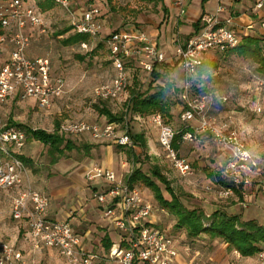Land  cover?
Returning <instances> with one entry per match:
<instances>
[{
	"label": "built area",
	"instance_id": "built-area-1",
	"mask_svg": "<svg viewBox=\"0 0 264 264\" xmlns=\"http://www.w3.org/2000/svg\"><path fill=\"white\" fill-rule=\"evenodd\" d=\"M52 1L66 12L74 33L86 34L92 40L103 35L105 15L95 0ZM187 4L188 0H172L178 18L187 13ZM252 4L240 15L233 5L220 3L214 13L200 17L199 31L183 41L177 23L174 27L177 49L173 57H168L144 29L125 26L110 31L102 38L109 51L114 75L111 81L102 82L94 90V101L115 100L131 85L134 68L151 74L160 64L178 63L184 74L185 105L181 116L187 127L179 143L200 142L208 137L223 151L225 159L220 175L229 185L215 183L207 188H214L218 196L225 199L235 195L237 190L247 196L249 188H256L264 195V157L255 155L237 130L217 123L218 119L210 112L212 96L208 93L191 94V79L198 73L209 51L232 49L239 44L242 35L264 36V0H252ZM225 11L228 16L222 18ZM240 16L244 22L239 21ZM254 18L259 26H254ZM48 29L45 14L35 0H0V42L10 47L8 59L0 63V103L18 97L33 100L41 109L49 110L64 94L66 80L52 76L50 58L26 54L32 42L31 32L42 35ZM80 47L89 49V42H80ZM261 85L264 87V81ZM253 111L264 117V105L256 104ZM148 118L159 130L160 144L173 167L182 176H194L196 171L192 162L173 146L179 129L166 122L161 113H152ZM60 132L75 137L88 133L96 140L133 146L128 128L116 122L99 124L67 120L61 124ZM27 135L21 126H0V188L15 191L12 217L26 220L27 237L36 248H56L68 264H101L99 255L86 250L68 221L50 217V198L46 193L30 186L22 187L25 166L19 154ZM85 177L92 183L98 180L108 182L107 189L98 194L97 199L106 208L104 215L113 217L115 226L124 234L122 242L111 247V259L117 264H178L175 238L148 222L155 206L137 185L118 179L114 170L100 165L90 167ZM233 252L237 258L243 257L238 250ZM258 259L264 264V249L258 253ZM16 261H23L22 253L0 236V264H15Z\"/></svg>",
	"mask_w": 264,
	"mask_h": 264
},
{
	"label": "rangeland",
	"instance_id": "rangeland-1",
	"mask_svg": "<svg viewBox=\"0 0 264 264\" xmlns=\"http://www.w3.org/2000/svg\"><path fill=\"white\" fill-rule=\"evenodd\" d=\"M95 3L102 9L104 15H108V22L112 21V24L105 22L102 36L125 26L139 27L150 35L151 28L165 23L169 14L162 2L95 0ZM245 4L238 5L241 13L244 9H248V5ZM42 11L48 21L49 29L42 35L36 31L31 32L32 42L26 54L29 57L48 56L51 60L52 76L63 77L66 80L65 92L55 100L53 107L49 110L41 109L33 100L18 97L0 103V126L8 124L22 126L26 130L39 128L47 132L57 131L60 136L73 139V146H75L76 142H83L81 140L83 137L80 135L81 138H78V136H69L60 132L61 124L67 120H87L102 124L101 122L108 121V118L101 115L96 106L107 108L118 118H122V121L116 122L118 125L127 127L132 134L144 136V141L133 139V146L130 147L119 146L111 141V143L106 142L102 145L110 146L111 149H104V151L93 154L96 163L108 168L112 166L110 169L115 171L118 179L125 178L127 180L134 169L141 167L145 173L160 184L166 198H173L170 193L172 190L178 201L185 207L203 209L208 214L215 210V207L226 208L240 202L234 197L221 198L214 188H207L216 183L210 174L220 173L224 164L220 148L208 137L202 138L200 142L186 141L182 143L179 153L192 162L196 171L194 176H182L173 167L167 157L166 150L161 146L159 130L151 124L149 115L141 116L128 108L133 92L149 93L163 88L173 104L172 115L168 122L176 129L183 128L186 124L181 116L185 105L183 99L184 74L178 63L174 65L165 63L158 77L154 74L150 75L140 68H134L131 85L118 99L94 101L95 88L102 82L111 81L114 75L106 45L101 48L97 47L102 36L95 40L89 39V49L87 50L82 49L80 44L65 45L63 40L74 34L73 29L68 33L61 34L63 30L71 26L66 12L57 5H53L47 10L42 9ZM236 13L238 14V12ZM255 14L254 12L253 15ZM254 26H259L257 18H254ZM158 46L163 49L160 44ZM262 46L264 49V42H262ZM170 53L174 52L170 51ZM9 54L8 45L0 42V63L3 59H8ZM208 55L211 58H218L221 65L212 72V80L209 83L200 77H192L194 85L191 94H200L202 91L210 94L212 96L210 112L218 119L217 123L228 129L237 130L242 138H246L243 139L248 146L254 151L262 152L260 156L264 157V117L253 111L256 104L264 105V87L261 85V82L264 81L263 75L258 72L257 65L250 59L216 51H209L206 56L208 57ZM224 97L227 100H224ZM27 143V153L34 150L40 157L39 160L47 159L50 156L49 146L41 141L30 137L27 139ZM84 151L76 146L72 150H67V153L60 157L61 172L57 173V178L54 181L63 180L66 174L74 173L80 165L82 167L83 162L89 159ZM21 152L19 157H22ZM23 162L25 176L27 166L25 161ZM63 162L68 164L69 170L62 168ZM154 167L163 174L167 183H163L152 175L151 170ZM97 184V192H101L103 187L108 186L106 180H98ZM92 185L94 184L91 183L90 186ZM136 185L144 197L154 204V213H156L162 230L190 247L194 254L198 252V264H261L258 254L251 258H237L234 255V250H230L227 243L221 239L211 240L207 235L196 239L190 238L184 229H179L176 226L177 217L172 215L167 208L160 207L151 189L141 183ZM167 186L170 189H167ZM87 190L91 193L92 187H87ZM75 194H77L76 191ZM71 195L72 192L64 201L67 208L77 203L75 200L73 201ZM12 196L13 194L8 190L0 188V236L10 243L19 244L23 241L22 233L28 227L25 219H22V222L19 220L20 224L13 221ZM97 202L102 205L98 200ZM257 211L256 205L251 204L250 207H245L242 212L246 217L251 218L257 217ZM98 218L107 221L113 219V217L105 215ZM118 237H121L119 233ZM98 248L100 251L98 249H94V251L100 256L101 264H117L113 259L107 258L106 247V252L100 245ZM23 253L25 264H68L56 248L40 249L35 252L29 245H25Z\"/></svg>",
	"mask_w": 264,
	"mask_h": 264
},
{
	"label": "crops",
	"instance_id": "crops-1",
	"mask_svg": "<svg viewBox=\"0 0 264 264\" xmlns=\"http://www.w3.org/2000/svg\"><path fill=\"white\" fill-rule=\"evenodd\" d=\"M220 3H225L228 6L233 5L234 8L237 10L240 15L245 12L246 10L241 13L239 11L238 5L245 4L248 5V9L252 7V0H236L234 2L230 0H188L187 4V13L181 18L177 17L178 10L172 5V0H164V4L168 10V18L165 23L162 25H158L155 28H151V36L154 37L153 41L158 45L160 44L162 46V50L167 52L168 57L175 56V52L177 49V44L174 41V38L176 36L174 32V27L178 23L179 26V37L183 40L185 38H189L193 33H196L200 29L194 28V23L199 21L200 17L207 13H214L217 6ZM228 12H224L221 14V17H227ZM244 18L240 16L239 21L244 22ZM105 22L112 24V21L108 22V15L105 14ZM120 27V26H119ZM109 33V32H108ZM105 33V34H108ZM9 50L10 47L8 46ZM170 51H173L174 53H170ZM7 60V58L2 60V63H4ZM169 64L174 65L173 62H167ZM113 70V69H112ZM105 116V115H104ZM108 122V121H105ZM105 122H101L102 124ZM29 139L30 134L27 135ZM81 137H83L81 140L83 142H76V147L81 148L85 150L86 156H88V160H85L83 162V166L81 165L77 167L74 173H68L64 176L63 180L54 181L58 172H61V161L60 157L64 155H60L58 153H54L50 150V156L47 159L38 157V155L35 153L34 150L30 151L31 153H27L26 147H28V143L26 141V144L22 150V157L25 159L26 163V175L24 176V183L23 188L25 187H32L33 189H36L40 192L46 193L50 198V206H49V215L51 218L56 220H66L70 223L74 231L80 236L82 240V244L86 248V250L90 253L97 254L94 249H98V245L101 246L102 249L105 250V245L108 244V242H112L114 246L115 244H120L123 239V233L115 226V223L112 220H99V216L104 217V205H99L97 202V195L103 192L105 189H107L108 186L103 187V190L101 192H97L98 184L93 183L94 185L90 186L92 182H88L85 178L87 170L92 167L93 165H100L95 162L93 159V154L95 152H101L111 149L110 146H104L102 144H106V142L111 143L107 140H96L92 137L91 134L85 133L82 134ZM78 136V138H81ZM76 138V139H78ZM244 138V137H243ZM246 139V138H244ZM108 143V144H109ZM182 145V144H181ZM250 148V146H249ZM251 149V148H250ZM220 151L223 154V162L225 154L220 149ZM251 151L255 155H260V151H254L251 149ZM65 153H67L65 151ZM64 153V154H65ZM105 167V166H103ZM262 167L264 169V163H262ZM62 168L64 170H69V166L67 163H62ZM108 168V167H105ZM112 168L109 167V169ZM125 180V178H121ZM87 187H92V192L89 193L87 190ZM256 188H249L247 190V196H245L243 193H241V190H238L235 195H233L230 198H233L235 200L240 201L235 206L226 207L228 212L233 214H241V216L244 219H250L246 217L243 214V209L245 207H250L251 204L256 205L257 211V217H251L257 219L261 224L264 225V195L261 194ZM75 191L77 194H75ZM8 192L15 194L14 190H8ZM70 192H72V199L75 200L74 205L66 207L64 201L69 197ZM96 192V193H95ZM258 192V195H257ZM13 198V196H12ZM97 200H96V199ZM12 201V199H11ZM252 202V203H250ZM240 205V206H239ZM215 207L214 209H216ZM13 218V217H12ZM16 223L20 224V221L22 220H16L14 219ZM25 221V220H24ZM148 222H150L152 225L161 228L158 222V218L156 216V213L153 212V215L149 218ZM27 225V223H26ZM162 229V228H161ZM27 228H25V231L22 233V240L19 244L11 242L15 245V248L19 250L23 255V261H16L15 264H25V258H24V246L29 245L33 251H37L40 249H51L47 247H41L36 248L32 241L27 237ZM118 233L121 235V237H118ZM2 237V236H1ZM196 239V238H195ZM176 247L179 251V258H178V264H198L197 260L199 256L194 254V252L191 250L190 247L187 245H184L180 240L175 239ZM187 246V247H186ZM100 251V250H99ZM98 255V254H97ZM100 257V256H99ZM107 258L109 260H112L109 257V251L107 254ZM245 258V257H244ZM248 258V257H246ZM251 258V257H250ZM104 259V258H101Z\"/></svg>",
	"mask_w": 264,
	"mask_h": 264
},
{
	"label": "trees",
	"instance_id": "trees-1",
	"mask_svg": "<svg viewBox=\"0 0 264 264\" xmlns=\"http://www.w3.org/2000/svg\"><path fill=\"white\" fill-rule=\"evenodd\" d=\"M111 1V0H110ZM142 3H155L162 2L164 0H139ZM41 9L47 10L53 5H56L52 0H36ZM200 20L194 23V28H199ZM73 26H70L63 30L61 34L70 32ZM1 33V30H0ZM89 36L86 34L74 33L69 35L63 40L65 45L80 44L82 41H89ZM264 42V36L260 35H242L239 44L225 51H216L217 53L237 55L244 59H250L257 65L258 72L264 77V49L262 46ZM105 44V39L101 38L98 44V48H101ZM165 63L158 65V67L151 73L158 77L159 72L162 71ZM221 65L218 58H211L206 56L201 65L198 68V73L193 77H200L206 83L212 80V72L217 70ZM150 74V75H151ZM191 92L193 90V78L191 79ZM205 91H202L204 93ZM196 94V93H194ZM172 102L166 96V92L163 88L155 92L149 93H135L129 99L128 108L134 113L141 116H147L152 113H161L166 122L169 121L172 115ZM131 106V107H130ZM96 109L101 115H105L108 122H120L122 118H118L111 110L107 108ZM169 123V122H168ZM22 127V126H21ZM187 127L179 129V134L173 143V146L178 151L181 144L179 143L183 133ZM26 130V129H25ZM30 137L35 138L38 141L49 146L50 150L54 153L63 155L65 151L72 150L74 140L71 138H65L59 135V132H47L39 128H29L26 130ZM130 132V131H129ZM132 139L138 141H144V136L139 134H132ZM141 141V142H142ZM143 143V142H142ZM145 144V142H144ZM23 161L25 159L21 157ZM152 175L157 177L163 183H167L166 178L158 170V168H152ZM216 183L222 185H229V183L217 173L216 175L210 174ZM127 182L131 185L141 183L152 190L156 201L160 204V207L167 208L169 212L177 217L176 226L179 229H184L188 236L192 239L207 235L211 240L221 239L227 243L230 250H238L243 257H251L258 254L264 249V225L257 219L250 218L244 219L241 214H233L228 212L224 208H216L211 213H206L203 209L199 208H187L181 202L178 201L174 192L170 190L172 199H168L164 196L163 190L160 184L149 174L145 173L141 167H138L132 171L128 176ZM170 189L169 186L166 187ZM238 191V190H237ZM124 244V242L122 243ZM113 243L108 242L105 245L108 251H110Z\"/></svg>",
	"mask_w": 264,
	"mask_h": 264
}]
</instances>
